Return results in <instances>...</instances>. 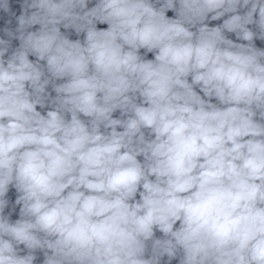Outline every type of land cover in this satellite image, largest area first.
I'll list each match as a JSON object with an SVG mask.
<instances>
[{"label": "clouds", "instance_id": "obj_1", "mask_svg": "<svg viewBox=\"0 0 264 264\" xmlns=\"http://www.w3.org/2000/svg\"><path fill=\"white\" fill-rule=\"evenodd\" d=\"M0 264H264V0H0Z\"/></svg>", "mask_w": 264, "mask_h": 264}]
</instances>
